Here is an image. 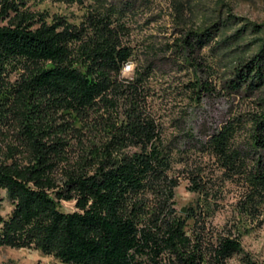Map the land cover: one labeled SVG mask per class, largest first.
I'll list each match as a JSON object with an SVG mask.
<instances>
[{"label":"trees","instance_id":"obj_1","mask_svg":"<svg viewBox=\"0 0 264 264\" xmlns=\"http://www.w3.org/2000/svg\"><path fill=\"white\" fill-rule=\"evenodd\" d=\"M31 1L0 0V247L63 264H252L241 237L264 223V23L168 0L167 35H152L153 0H52L83 6L78 23ZM215 93L254 109L197 135L164 109ZM181 180L197 194L185 213Z\"/></svg>","mask_w":264,"mask_h":264},{"label":"rangeland","instance_id":"obj_2","mask_svg":"<svg viewBox=\"0 0 264 264\" xmlns=\"http://www.w3.org/2000/svg\"><path fill=\"white\" fill-rule=\"evenodd\" d=\"M205 5L209 7H220L222 12H225L226 8L232 9V12L238 16H244L251 20L264 23V0H201ZM168 0H153L155 10L153 14L156 15L157 21L150 24L149 28H146L147 32L152 35H167L165 26L169 25L171 17L169 16L170 9L168 7ZM224 3L223 5H220ZM226 4V5H225ZM30 5L32 9L39 11H47L51 15L64 16L69 22L78 23L84 13L85 8L79 4H68L59 1L52 0H40L31 1ZM204 13V11H201ZM200 14V13H199ZM201 19V17H199ZM145 29V28H144ZM165 33V34H164ZM206 51V55H207ZM209 59V58H208ZM211 61V60H209ZM127 67V66H126ZM126 67L123 69V75H130V71H126ZM190 75L186 74L182 80H187ZM213 84L219 87V78L213 76L211 79ZM164 109L166 113L170 110L173 113L186 112L185 126L193 131L194 134H198L202 128H213L219 122L226 119L229 114L242 113L248 114L254 109L253 100L244 95H228L223 93H215L213 95H205L199 101L187 100V98H180L176 95L175 99L168 102ZM168 121V120H166ZM166 125L169 123L166 122ZM172 129V128H169ZM205 162L208 165L212 161L205 157ZM177 165L176 168H180ZM228 193L226 195V201L231 203L235 200L236 187L227 184ZM175 202L177 210L182 208L187 209L190 205L194 204L197 200V194L187 190V181L181 180L179 186L175 188ZM63 208L65 210H72L73 203L64 202ZM11 210V206L7 199L4 198L0 203V214L6 216ZM230 215L228 206L222 211L218 212L213 223L222 225ZM242 247L244 253L247 254L248 260L252 264H264V223L260 228H250L245 232L242 237ZM242 255H234L227 260L226 264H245ZM63 264L51 255H45L36 249L21 248L15 249L10 247H0V264Z\"/></svg>","mask_w":264,"mask_h":264},{"label":"clouds","instance_id":"obj_3","mask_svg":"<svg viewBox=\"0 0 264 264\" xmlns=\"http://www.w3.org/2000/svg\"><path fill=\"white\" fill-rule=\"evenodd\" d=\"M133 67H134V65L128 64L126 67V71H131Z\"/></svg>","mask_w":264,"mask_h":264},{"label":"water","instance_id":"obj_4","mask_svg":"<svg viewBox=\"0 0 264 264\" xmlns=\"http://www.w3.org/2000/svg\"><path fill=\"white\" fill-rule=\"evenodd\" d=\"M185 210H186L185 208H182V209L180 210V212H181V213H185Z\"/></svg>","mask_w":264,"mask_h":264},{"label":"built area","instance_id":"obj_5","mask_svg":"<svg viewBox=\"0 0 264 264\" xmlns=\"http://www.w3.org/2000/svg\"><path fill=\"white\" fill-rule=\"evenodd\" d=\"M127 65H128V64H127ZM127 65H125V67H126Z\"/></svg>","mask_w":264,"mask_h":264}]
</instances>
